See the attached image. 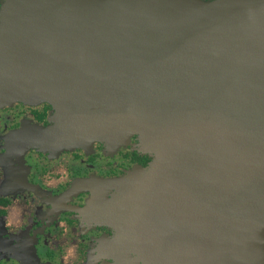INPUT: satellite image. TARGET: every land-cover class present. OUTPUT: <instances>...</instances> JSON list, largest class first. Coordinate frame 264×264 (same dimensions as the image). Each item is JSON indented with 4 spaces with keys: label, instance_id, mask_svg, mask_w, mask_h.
Here are the masks:
<instances>
[{
    "label": "water",
    "instance_id": "95a60500",
    "mask_svg": "<svg viewBox=\"0 0 264 264\" xmlns=\"http://www.w3.org/2000/svg\"><path fill=\"white\" fill-rule=\"evenodd\" d=\"M10 24L42 26L34 53ZM31 63L57 65L45 72L71 128H108L111 145L129 128L162 155L125 196L187 193L173 198L174 234L186 222L220 250L215 264L262 263L264 0H1V79Z\"/></svg>",
    "mask_w": 264,
    "mask_h": 264
},
{
    "label": "flooded vegetation",
    "instance_id": "af4514ba",
    "mask_svg": "<svg viewBox=\"0 0 264 264\" xmlns=\"http://www.w3.org/2000/svg\"><path fill=\"white\" fill-rule=\"evenodd\" d=\"M41 32L10 24L6 35L27 36L15 44L34 53ZM55 66L12 64L0 75V264H215L220 250L189 240L188 224L174 237L171 199L186 193L146 202L122 192L145 186L154 155L116 140L110 149L103 128L87 135L57 120L60 82L45 72ZM15 91L24 96L11 99Z\"/></svg>",
    "mask_w": 264,
    "mask_h": 264
},
{
    "label": "rangeland",
    "instance_id": "374dc122",
    "mask_svg": "<svg viewBox=\"0 0 264 264\" xmlns=\"http://www.w3.org/2000/svg\"><path fill=\"white\" fill-rule=\"evenodd\" d=\"M108 131H109L108 128L103 129V132L108 133ZM117 134L118 135H115V138L114 139L118 143L120 141V148L129 146V148H132V149H135L136 148L139 152H141L143 154H149L147 152V150H148V148H151L152 146L150 145V147H148V146H144L143 144H140L139 141L137 140L136 135L129 134V128H124L122 131L120 130V132L117 133ZM107 145L109 146L110 149H111L110 146H113L111 144H107ZM114 146H115V144H114Z\"/></svg>",
    "mask_w": 264,
    "mask_h": 264
},
{
    "label": "crops",
    "instance_id": "0c3cea01",
    "mask_svg": "<svg viewBox=\"0 0 264 264\" xmlns=\"http://www.w3.org/2000/svg\"><path fill=\"white\" fill-rule=\"evenodd\" d=\"M141 192H145L146 193V195L144 196V200L147 202H149L150 200H155V199H159V200H165V198L164 197H162V198H153V197H151V195H150V193L151 192H146V191H141ZM164 193V192H163ZM176 193H182V192H176ZM181 195V194H180ZM188 194L186 193L185 194V196H187ZM184 196V197H185ZM184 197H181V196H179V194H178V196H176V197H172V199H171V201L173 202V198H184ZM168 199V198H167ZM139 200V199H138ZM169 201H170V199H168ZM174 203V202H173ZM174 204H176V203H174ZM184 203H183V200H182V203H181V205H183ZM174 207V211H173V215H174V212L178 209V210H182V209H180V208H178V203L176 204V206H173ZM174 219H175V217L173 216V221H174ZM177 220V219H176ZM185 224H187L186 222H185ZM184 224V225H185ZM182 225V224H181ZM189 226V225H188ZM149 230V229H148ZM173 230H174V225H173ZM173 230H172V232H173ZM189 230V229H188ZM173 234H174V232H173ZM175 235H176V233L174 234V237H175ZM189 232H188V239H189ZM179 239H180V237H179ZM189 240H195V239H189ZM205 247V246H204Z\"/></svg>",
    "mask_w": 264,
    "mask_h": 264
},
{
    "label": "bare ground",
    "instance_id": "6f19581e",
    "mask_svg": "<svg viewBox=\"0 0 264 264\" xmlns=\"http://www.w3.org/2000/svg\"><path fill=\"white\" fill-rule=\"evenodd\" d=\"M65 93H66V91H65L64 89L60 90V96L63 95V94H65ZM53 101H54V100H53ZM54 102H55V101H54ZM55 103H56V106H57V108H58V104H57V102H55ZM96 105H97V104H96ZM59 117H60V110H59V108H58V119H57L58 121H59ZM154 156H155V159H154V161L151 163V165H150L149 168L159 166V164H160V162H161V160H162V155H161L160 153L155 152ZM149 168H148V169H149Z\"/></svg>",
    "mask_w": 264,
    "mask_h": 264
}]
</instances>
